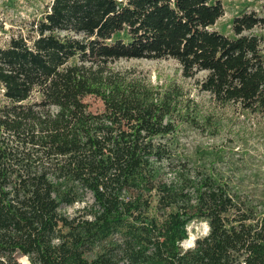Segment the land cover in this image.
Segmentation results:
<instances>
[{"label":"trees","instance_id":"1","mask_svg":"<svg viewBox=\"0 0 264 264\" xmlns=\"http://www.w3.org/2000/svg\"><path fill=\"white\" fill-rule=\"evenodd\" d=\"M222 14L221 0H49L0 46V232L22 254L0 248V264H264V0L232 35L211 28ZM140 58L179 76L115 66Z\"/></svg>","mask_w":264,"mask_h":264},{"label":"rangeland","instance_id":"2","mask_svg":"<svg viewBox=\"0 0 264 264\" xmlns=\"http://www.w3.org/2000/svg\"><path fill=\"white\" fill-rule=\"evenodd\" d=\"M48 1L0 0V46L5 45L9 36L16 35L19 32L26 35L29 22L41 16ZM221 3L223 14L215 21L211 28L226 35H232L231 22L233 17L249 10L259 12L262 0H221ZM115 66L134 67L147 74L152 82L164 81L169 76H179L178 65L171 59H120L115 63ZM81 102L84 109L90 112L102 111L106 107V103L102 99L92 95L83 96ZM177 135L181 142L188 145L194 142L204 144V142L209 141L206 137L184 128ZM261 172H264V169ZM201 222L204 221L191 222L189 224V233L194 234L195 237L203 236L205 233ZM0 248L13 252L16 257L22 256L17 250L7 246L3 232H0ZM191 248L193 247L181 245L182 250Z\"/></svg>","mask_w":264,"mask_h":264},{"label":"built area","instance_id":"3","mask_svg":"<svg viewBox=\"0 0 264 264\" xmlns=\"http://www.w3.org/2000/svg\"><path fill=\"white\" fill-rule=\"evenodd\" d=\"M202 223V226H203V229H204V233L206 234V232H207V229H208V226H207V224H206V222L204 221V222H201ZM190 234L191 233H189V226H188V237L190 236ZM187 237V238H188ZM194 237V240H195V236H193ZM186 239V238H185ZM185 239H183L182 241H181V243H180V246L181 245H184L183 244V241L185 240ZM185 247H193L194 246V244L193 245H190V246H186V245H184ZM184 251V250H183ZM240 264H244V261L241 259V261H240Z\"/></svg>","mask_w":264,"mask_h":264},{"label":"bare ground","instance_id":"4","mask_svg":"<svg viewBox=\"0 0 264 264\" xmlns=\"http://www.w3.org/2000/svg\"><path fill=\"white\" fill-rule=\"evenodd\" d=\"M193 236H194V234L191 233L190 236L183 241V244L186 246L193 245L194 244V237Z\"/></svg>","mask_w":264,"mask_h":264},{"label":"water","instance_id":"5","mask_svg":"<svg viewBox=\"0 0 264 264\" xmlns=\"http://www.w3.org/2000/svg\"><path fill=\"white\" fill-rule=\"evenodd\" d=\"M27 261H28V259H27ZM28 264H29V261H28Z\"/></svg>","mask_w":264,"mask_h":264}]
</instances>
